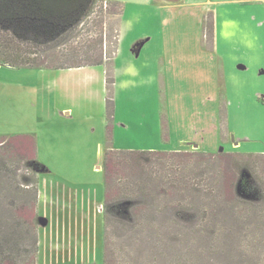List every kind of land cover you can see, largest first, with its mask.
<instances>
[{"label":"rangeland","instance_id":"obj_1","mask_svg":"<svg viewBox=\"0 0 264 264\" xmlns=\"http://www.w3.org/2000/svg\"><path fill=\"white\" fill-rule=\"evenodd\" d=\"M109 1L121 3V17ZM83 24L58 51L104 33L103 66L64 71L0 64V137L33 136L36 157L48 169L29 168L23 141L22 156L7 154L13 174L4 181L39 187L36 264H103L105 243L107 264H159V240L185 236L168 228L170 210L164 221L139 210L137 225L123 217L128 214L106 215L104 153L111 145L168 153L137 163L119 157L117 183L137 182L144 201L164 188L157 196L164 205L195 208L199 218L207 200L224 201L215 223L227 229L215 228L232 245L254 244L263 253L264 158L237 154H264V0H105ZM107 69L114 79L112 114ZM176 152L189 156H171ZM242 167L258 189L260 199L252 203L238 202ZM110 201L118 203L114 193ZM77 210L83 217L64 220L66 211ZM207 213L214 221L216 213ZM258 255L250 254L255 259L247 264H264ZM238 259L234 253L231 261Z\"/></svg>","mask_w":264,"mask_h":264},{"label":"trees","instance_id":"obj_2","mask_svg":"<svg viewBox=\"0 0 264 264\" xmlns=\"http://www.w3.org/2000/svg\"><path fill=\"white\" fill-rule=\"evenodd\" d=\"M105 0H0V64L11 67H31L39 69H70L86 66L103 65L105 58L103 48L105 40L103 34L96 40L84 39L78 46H72L71 49H62L58 51L63 41L68 35H74V31L80 27L93 13V9L100 2ZM112 8H118V16L121 17L124 8L118 1H109ZM108 5L106 6V10ZM210 36L213 38V22L210 23ZM84 26V24L82 25ZM119 26V20H118ZM77 34L72 37L74 40ZM119 29L117 34L113 35L116 40L114 51H112V60L116 57V48L119 42ZM63 40V41H62ZM113 72L106 70V90L107 107L110 114L113 112ZM25 142L22 148L29 149V158L27 160L29 168H33L38 173L47 168L39 162L35 152V138L31 135H25L21 138H3L0 137V264H36L37 258V233L35 232V219L37 218V199L38 186H20L18 184L5 182L4 176L11 178L13 169L11 168V155L22 156L20 142ZM7 154L9 157L7 158ZM202 156H208L207 153L197 152ZM16 155V156H15ZM168 156L164 151H140V150H118L113 145L108 146L104 153V175H105V213L108 216H114V213L128 214L123 216L127 221H132L137 225L139 223L138 211L150 210L152 216L160 214L164 221L165 211H171L173 220L168 223V228H174L177 233H183L185 236H177L166 240L164 244L159 240L156 250L162 258L159 264H240V256L245 258L243 264L251 263L255 258L249 257L250 254L264 256L259 253L254 244L247 249L239 244L232 245L225 240L224 231L219 232L217 228L227 229L217 222L218 206L222 210V202L214 203L213 199L207 200L210 205H204L205 213L202 217H195V208H187L180 203L174 206L164 205V200L157 196L164 195V188L159 189L157 196L146 202L141 199L137 193V182L130 184L117 183L114 174L116 173V159L119 157H130L137 163L141 159L160 156ZM189 153L176 152L171 156H185ZM237 157H260L264 154H237ZM211 156L214 155H210ZM220 156V155H218ZM237 162V161H236ZM238 163V162H237ZM117 164V163H116ZM236 168V167H235ZM235 168L233 171L236 172ZM242 167L237 174L235 182L236 192L238 193V202L252 203L260 199L258 189L252 183L253 175ZM230 180L226 181L229 182ZM28 185V184H26ZM144 187L141 192L147 191ZM113 193L118 203L111 202ZM137 196L139 198H137ZM254 198V199H253ZM227 202V201H225ZM142 203L144 206L139 207ZM145 203L147 204L145 206ZM210 211L214 218L207 219ZM106 217V224H107ZM234 225L240 226L239 219H235ZM160 229L164 230V222L160 224ZM230 232V230H228ZM192 234V235H191ZM221 239V240H220ZM255 242V241H254ZM260 242V241H259ZM257 242V243H259ZM262 243V242H261ZM231 247H233L231 249ZM238 247V248H237ZM235 249V250H234ZM107 244H104L103 264H107ZM237 250V251H236ZM236 251V252H235ZM246 251V256H245ZM235 255L239 259L232 263ZM258 253V254H257ZM156 258L155 254L153 255ZM260 259V258H259ZM108 262H110L108 260ZM109 264V263H108ZM111 264V262H110Z\"/></svg>","mask_w":264,"mask_h":264},{"label":"crops","instance_id":"obj_3","mask_svg":"<svg viewBox=\"0 0 264 264\" xmlns=\"http://www.w3.org/2000/svg\"><path fill=\"white\" fill-rule=\"evenodd\" d=\"M242 3L244 2V1H246V0H240ZM117 56V55H116ZM116 58V57H115ZM115 60V59H114ZM114 65H115V63H114ZM4 66H7V65H4ZM98 66H101V65H98ZM103 66V65H102ZM87 67V66H86ZM83 68H85V67H78V68H70V69H58V70H64V71H72V70H75V69H83ZM114 74H115V70H114ZM105 87H106V72H105ZM66 115H68V112H66ZM236 141V142H235ZM233 143H236V146H237V144L239 145L240 144V140L238 139V140H235ZM47 168V167H46ZM48 170V169H47ZM38 190H39V187H38ZM73 202V201H72ZM74 203V202H73ZM58 210L60 211V212H62V206H60V207H58ZM63 214H61V213H59L58 214V216H62ZM64 215H65V218L66 219H64L65 221H67V219H74V218H77V219H79V218H81V217H83L81 214H80V212L77 210V212L76 213H73V211H71V214H69L68 215V212L66 211L65 213H64ZM37 217H38V215H37ZM69 217V218H68ZM60 218V217H59ZM67 226V225H66Z\"/></svg>","mask_w":264,"mask_h":264}]
</instances>
